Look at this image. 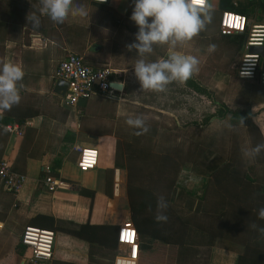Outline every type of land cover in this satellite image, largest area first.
I'll return each mask as SVG.
<instances>
[{
  "label": "crops",
  "instance_id": "obj_1",
  "mask_svg": "<svg viewBox=\"0 0 264 264\" xmlns=\"http://www.w3.org/2000/svg\"><path fill=\"white\" fill-rule=\"evenodd\" d=\"M78 2L87 6L88 17L70 15L63 24L41 17L42 27L36 32L26 17L30 11L37 12L39 0H0L1 61L17 63L25 73L19 104L0 112V162L6 161L13 173L25 176L16 194L0 180V264H23L27 252L20 245V237L24 227L31 225L55 234L53 259L47 264H120L127 255L125 247L114 245L119 226L131 221L126 185L140 163L129 158L131 127L125 121L131 115L121 111L124 103H130L125 98L129 91L127 75L134 73L138 58L135 50H126V45L133 42L138 29L129 19L132 0H111L108 5ZM210 3L213 10L218 9L219 0ZM69 54L81 57L87 65L115 70L123 93L117 100L91 97L82 107L66 106L53 89L56 68ZM145 58L149 62L159 60L158 46ZM215 65L216 69L221 67L220 62ZM262 87L263 93L250 107L252 121L264 139ZM9 124H19L22 134H9L5 129ZM75 146L98 152L93 170L78 169ZM117 148L123 154L122 167L116 165ZM47 167L49 175L67 182L71 189L48 192L42 182ZM216 207L228 210L229 218L221 228L225 236L193 230L213 239L207 264H264V260L243 255L247 245L259 246L244 240L251 211L240 206L239 197L232 198L230 206L219 200ZM85 227L90 242L70 235ZM101 237L108 239L107 246L98 244Z\"/></svg>",
  "mask_w": 264,
  "mask_h": 264
},
{
  "label": "rangeland",
  "instance_id": "obj_2",
  "mask_svg": "<svg viewBox=\"0 0 264 264\" xmlns=\"http://www.w3.org/2000/svg\"><path fill=\"white\" fill-rule=\"evenodd\" d=\"M211 11L216 10L211 9ZM247 20L254 22L252 18ZM207 28L188 44L178 45L175 49L179 54L189 53L199 60V70L186 82H173L167 86L165 92L141 91L140 83L134 73L127 75L129 91L125 94V98L130 103H124L121 111L129 116L133 114L142 117L145 122L147 121L146 125L150 131L156 129L155 138L152 141L144 138L138 144L139 150H148L149 158L156 167L161 165L160 159L164 156L177 163L176 181L168 195L172 199L171 203L184 209L186 213L188 210L191 211V207L198 205V212L193 214L192 222L202 223L206 227L202 228L203 230L190 227L186 232V245L178 249L164 246L157 241L150 242L151 245L142 255L143 263L148 261V264H207L209 246L213 239L193 230L207 233V230L215 231L224 227L217 225L219 222L214 214L227 211L226 208L216 207L219 200L224 203H229L230 200L221 197L220 191L215 188L213 178L205 168L206 158L203 160L196 156L199 149H202L203 156L211 152L217 159L227 160L230 142L235 135L240 150L241 146L248 145L243 126L234 123L232 125L235 129H229L224 124L229 116L223 121L216 119L215 116L222 111L217 102L229 109H244L248 106L246 105L248 99L250 105L254 102V98H258L263 93L264 85L258 79L254 82L238 79L237 69L241 55L233 63L229 61L233 50L227 44L229 39L219 35L217 22L211 21V25ZM209 44L217 46L214 52H208ZM170 50L172 49L168 45H158L160 59L167 58ZM219 62L221 67L216 69L215 63ZM192 82L196 84V89L191 86ZM247 93L251 96L246 97ZM125 127L128 129L127 126ZM136 162H140L136 164V167H139L142 161L136 160ZM242 162L244 166L231 168L235 184L245 178L249 181L257 179L258 182L261 180L260 176L263 178L264 170H261L260 165H254L252 160L243 157ZM149 168L151 169L150 166ZM134 174L137 175L136 172ZM161 195L165 197V192Z\"/></svg>",
  "mask_w": 264,
  "mask_h": 264
},
{
  "label": "trees",
  "instance_id": "obj_3",
  "mask_svg": "<svg viewBox=\"0 0 264 264\" xmlns=\"http://www.w3.org/2000/svg\"><path fill=\"white\" fill-rule=\"evenodd\" d=\"M223 11H232L236 14L245 16L246 19L252 18L254 22H257L264 17V2L254 0H244L242 2L236 0H219L218 9L216 11H211L212 21L217 22L218 29L219 17ZM259 14L261 15L260 19H258ZM210 25L211 23L208 24V26ZM219 35L224 39H229L227 40V44H229L233 50L232 57L229 61L233 63L242 53L244 36L233 35L226 37L222 36L220 31ZM0 46V57L2 59L4 49L2 45ZM191 86L195 89L197 88L196 84L193 82L191 83ZM217 105H220L219 107L222 108V111L215 116L217 120L223 121L227 116H230L231 124H239V118H245L244 128L249 146L264 143V139L259 128L252 121L253 113L249 103L246 104L248 106L244 109H229L220 102H217ZM135 117L137 116L134 115V118ZM233 129L235 128L233 127ZM137 131L139 130L131 128L132 133L130 135V141L132 143L131 146L129 145V147H131V154H129V158L131 160L136 159L137 161L139 160L142 162L135 171L137 175L127 179L126 197L130 212V220L139 236L140 254L137 264H148V261H145V263L142 262V255L151 245L150 242L153 243L157 241L162 243L164 246L178 249L186 245V232L190 227H194L198 230H203L206 227L205 225H202V223L199 224L192 222L194 219L193 214L198 212V205L191 207V211L189 212L188 210V213H186L184 209L171 203L172 199L168 195L170 194V191H172V187L176 181V175L178 173L177 163L169 157L164 156L160 159L161 165L156 167L154 162L149 158V151L145 149L139 150L140 148L138 147V144L140 141L144 138L152 141V139L156 136V129H153L152 131L149 130L147 133L142 135H136L135 133ZM229 148L228 159L225 161L217 159V157L213 156L211 152L208 155L206 154L203 156L202 149H199L200 151L197 153L196 157L202 158L203 160L206 158L205 168L208 172H210L214 181V186L218 191H220L221 197H227L230 200L228 203L229 206L232 198L235 199L236 197H239L240 206H243L244 209L248 208L251 211V217L248 224L249 228L246 230L244 240L247 242L259 243V246L252 248L250 245H247L243 251V255L256 260H264V247H262V245H264V236H262L258 231L259 228H264V220L260 219L258 216L259 209L264 208V178L260 177L261 180H259V182L257 179L249 181V179L245 178L243 181H240V183L235 184L233 182L234 175L231 172V168L235 166H244L236 135L233 137V140H231ZM116 158V165L119 166L120 163V166L122 167L123 154L120 149L116 152ZM252 161L254 162V165L264 167V151H262L260 155ZM163 192H165V199L168 202V208L165 211V215H167L168 220L166 223H157L155 220L156 201L157 197ZM247 197H249L248 200ZM149 206L151 207V210H149ZM227 211L223 210V212H219L216 215L214 214L215 219L219 222L217 225H223L224 220L228 217ZM251 224H255L257 227L252 228L250 226ZM210 231H208V234L213 237L225 236L222 229L215 231L211 229ZM85 233L86 227L82 231L70 232V235L90 242ZM98 244L101 246H107L108 239L101 237V241H99ZM116 244L117 242H115L114 247H116ZM21 247L23 246L21 245Z\"/></svg>",
  "mask_w": 264,
  "mask_h": 264
},
{
  "label": "clouds",
  "instance_id": "obj_4",
  "mask_svg": "<svg viewBox=\"0 0 264 264\" xmlns=\"http://www.w3.org/2000/svg\"><path fill=\"white\" fill-rule=\"evenodd\" d=\"M131 7L129 19L138 31L134 34L133 42L126 45V50H135L137 54L133 72L140 83V90L165 92L171 83L186 82L190 79L199 70V60L192 55L179 54L175 49L178 45L192 41L207 29L212 21L210 0H132ZM37 12L30 11L26 17L28 24H31L36 32L42 27L41 17H47L55 24H63L70 15L81 18L89 16L87 6L78 0H39ZM158 45H168L173 50L172 54L167 58L149 62L145 57L151 55L154 47ZM216 47L215 44H209L207 50L211 53ZM24 75L19 64L0 61V112L10 111L13 106L19 104ZM230 120L229 116L224 124L232 129ZM125 123L139 130L136 135L145 134L150 130L142 117L130 116ZM239 124L245 127V118L240 117ZM262 151L264 143L241 146L242 157L250 161ZM167 208L165 197L159 195L155 214L157 223L167 222ZM258 216L264 220V208L259 209ZM250 226L257 227L255 224ZM258 231L264 236V228H259Z\"/></svg>",
  "mask_w": 264,
  "mask_h": 264
},
{
  "label": "built area",
  "instance_id": "obj_5",
  "mask_svg": "<svg viewBox=\"0 0 264 264\" xmlns=\"http://www.w3.org/2000/svg\"><path fill=\"white\" fill-rule=\"evenodd\" d=\"M93 3L108 5L111 0H91ZM264 2V0H254ZM219 31L222 36L243 35L244 48L241 53L240 63L237 69V77L241 81L254 82L258 79L264 85V73L261 71V57L257 53H251V48L264 46V17L257 22H249L245 16L232 11H223L219 17ZM115 70L106 66L87 65L81 57L69 54L59 62L55 79L67 83V91L63 97L66 106L76 107L79 101L88 100L91 97H102L108 100H117L123 93V84L116 79ZM9 134L21 135L19 124L5 126ZM79 158L77 167L81 172L93 170L97 166L98 152L95 149L75 146ZM45 176L43 185L48 192L67 191L71 185L48 174L49 168H44ZM0 180L4 187L11 193H18L25 182V176L13 173L6 161L0 162ZM117 244L127 249L125 259L120 264H137L140 254L138 233L131 221L122 223L117 231ZM20 244L25 248L27 256L23 264H47L53 259L55 234L50 230L40 229L34 226H25Z\"/></svg>",
  "mask_w": 264,
  "mask_h": 264
},
{
  "label": "water",
  "instance_id": "obj_6",
  "mask_svg": "<svg viewBox=\"0 0 264 264\" xmlns=\"http://www.w3.org/2000/svg\"><path fill=\"white\" fill-rule=\"evenodd\" d=\"M260 18H261V15L259 14L258 19H260ZM244 43H245V38L243 39L242 51L244 48ZM250 52L251 53H257L260 55V57L262 59L261 71L264 73V46L261 48H251ZM67 87H68V85L65 81L58 79L55 81L53 93L55 95L59 96L60 98H63L66 94ZM84 104H85V100H81V101H79L78 106L82 107V106H84Z\"/></svg>",
  "mask_w": 264,
  "mask_h": 264
}]
</instances>
